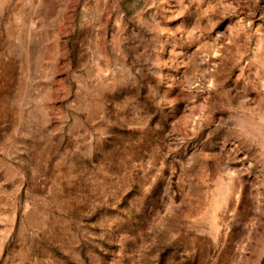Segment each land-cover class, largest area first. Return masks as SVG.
I'll return each instance as SVG.
<instances>
[{"label":"rangeland","instance_id":"obj_1","mask_svg":"<svg viewBox=\"0 0 264 264\" xmlns=\"http://www.w3.org/2000/svg\"><path fill=\"white\" fill-rule=\"evenodd\" d=\"M263 263L264 0H0V264Z\"/></svg>","mask_w":264,"mask_h":264},{"label":"bare ground","instance_id":"obj_2","mask_svg":"<svg viewBox=\"0 0 264 264\" xmlns=\"http://www.w3.org/2000/svg\"><path fill=\"white\" fill-rule=\"evenodd\" d=\"M14 15H16V13H14ZM14 37H16V36H14ZM13 44V43H12Z\"/></svg>","mask_w":264,"mask_h":264},{"label":"flooded vegetation","instance_id":"obj_3","mask_svg":"<svg viewBox=\"0 0 264 264\" xmlns=\"http://www.w3.org/2000/svg\"><path fill=\"white\" fill-rule=\"evenodd\" d=\"M264 264V263H263Z\"/></svg>","mask_w":264,"mask_h":264}]
</instances>
